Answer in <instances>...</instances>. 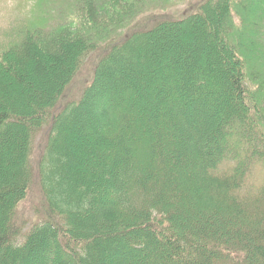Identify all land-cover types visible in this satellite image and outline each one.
Segmentation results:
<instances>
[{
	"label": "trees",
	"instance_id": "obj_1",
	"mask_svg": "<svg viewBox=\"0 0 264 264\" xmlns=\"http://www.w3.org/2000/svg\"><path fill=\"white\" fill-rule=\"evenodd\" d=\"M133 1L84 0L83 25L0 51V264H264V188L240 192L264 157V17L195 0L124 22ZM32 178L47 209L17 245Z\"/></svg>",
	"mask_w": 264,
	"mask_h": 264
},
{
	"label": "rangeland",
	"instance_id": "obj_2",
	"mask_svg": "<svg viewBox=\"0 0 264 264\" xmlns=\"http://www.w3.org/2000/svg\"><path fill=\"white\" fill-rule=\"evenodd\" d=\"M194 1L195 0H177L173 3V0H140L138 4L133 1L131 5V7H133L132 11L128 14L127 20H124V22H129L133 17H135L134 20L139 22L144 21L143 23H150L152 21L154 23L157 20L156 17L161 15L181 18V15L184 13L185 6H189V4ZM236 2H239V0H236ZM246 8L249 11V16L255 19L264 17V0H254L253 3L248 4ZM233 17L234 21H236V15H233ZM63 20L72 23L75 27H79L86 23L87 20L84 0H0V51L5 48L10 41L20 39L22 31L39 27L50 29L62 23ZM105 43H101V45H104ZM250 43L253 42L250 41ZM257 45L259 47V49H257V53L260 57H262L261 61L264 62V54H262L264 53V49H261L264 43L260 42L257 43ZM178 47H180V44H177V48ZM227 63H229V61ZM93 65V63L89 64L86 59L78 71V74H80L79 76L85 73L84 77H89L92 74ZM213 73L220 75L218 71ZM79 79L80 78H76V83H79ZM199 83L201 85L203 84L202 81ZM195 87H199V85L195 84ZM165 90L166 89H163V87L160 88L161 92H164ZM138 101L141 103V106L144 105L142 100ZM246 103L248 108L252 107L251 103L247 100ZM230 105H233V103ZM154 107H156L155 110H158L159 104L158 106L154 105ZM260 107H262V102H260ZM156 118L157 117H155V120ZM147 119L149 118L147 117ZM169 122L172 121L170 120ZM260 123L263 126L260 129V133L263 135L262 137L264 142V122H259V125ZM233 128L234 126H232V129ZM47 134L48 130L46 128H42L41 131L36 134L33 141L31 165L36 169V171H39V156L34 155L38 151L39 142H41ZM223 148L224 152L227 151L228 153H231L233 150L231 142H228L227 144L225 143ZM234 150L238 151L239 148L235 146ZM244 154L245 152H242L239 157L242 158ZM225 165H221L220 168L222 170L223 168L224 170L230 168V166L226 165L228 166L226 167ZM220 168L218 167L219 170ZM247 178L249 180V184L246 182L243 188L241 187L242 189H240V192L252 193L264 188V157L259 160H253L247 170V174L245 175V180H247ZM107 188L108 187H106V190ZM17 207V217L22 224V237L20 236L17 238L14 243L20 245L23 243L26 233L33 224L39 222V220L44 217V212H46L47 209L41 193L39 178H32V180H30L27 193ZM78 249L82 252V248Z\"/></svg>",
	"mask_w": 264,
	"mask_h": 264
}]
</instances>
